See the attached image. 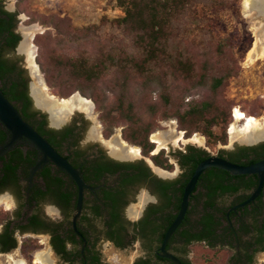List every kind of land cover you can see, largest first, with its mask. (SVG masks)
Returning a JSON list of instances; mask_svg holds the SVG:
<instances>
[{
  "label": "flooded vegetation",
  "instance_id": "flooded-vegetation-1",
  "mask_svg": "<svg viewBox=\"0 0 264 264\" xmlns=\"http://www.w3.org/2000/svg\"><path fill=\"white\" fill-rule=\"evenodd\" d=\"M14 14L0 0V91L78 172L83 187L79 204L76 181L50 161L34 170L40 152L27 139H14L0 122V256L19 251L23 257L22 251L33 254L44 245L53 264H173L160 247L196 166L209 157L240 166L264 160V135L216 152L186 144L172 155L170 170L142 155L117 156L107 144L112 138L96 134L86 112L74 110L56 121L57 114L38 103V81ZM258 183L257 175L217 168L201 173L165 253L194 264L191 248L199 246L221 264H258L264 253V182L244 204ZM13 242L16 247L6 251Z\"/></svg>",
  "mask_w": 264,
  "mask_h": 264
},
{
  "label": "trees",
  "instance_id": "trees-1",
  "mask_svg": "<svg viewBox=\"0 0 264 264\" xmlns=\"http://www.w3.org/2000/svg\"><path fill=\"white\" fill-rule=\"evenodd\" d=\"M114 1L123 16L103 22L100 26L72 30L65 19L56 16L47 18L44 23L53 26L62 36L59 43L67 41L70 36L73 44L83 46H87L88 41L98 39V42L101 39L97 49L87 52L85 48L78 56H46L43 46L38 45L36 60L47 85L56 88L61 97L77 91L92 100L100 113L104 138H109L114 128L121 124L124 126L122 139L139 147L144 157H148L156 148L155 143L148 141L154 127L139 121L135 105L124 96L128 86L135 81L143 99H147L151 89L155 88L158 92L160 105L147 104L145 111L148 116L156 117L160 110L159 118L174 119L178 130L184 132V138L198 133L209 144L225 145L226 130L232 118L231 105L223 99L222 92L228 79L233 76L232 67L224 65L216 72L207 60L197 63L188 49L186 37L196 33L212 36L211 18L198 16L194 8L198 0ZM209 1L212 8L217 10L228 4L224 0ZM19 13L17 11L14 15ZM187 25L191 27L187 28ZM104 29L120 39L103 47L105 36H101L100 32ZM226 50L224 43L217 42L216 56L223 57ZM108 83L113 85L111 92H119L112 110L103 108ZM192 93H196L200 99H188ZM244 113L254 115L250 110ZM214 127H219L218 133L214 132ZM162 153L150 158L157 166L172 169ZM15 247L16 243L13 242L6 251Z\"/></svg>",
  "mask_w": 264,
  "mask_h": 264
},
{
  "label": "rangeland",
  "instance_id": "rangeland-1",
  "mask_svg": "<svg viewBox=\"0 0 264 264\" xmlns=\"http://www.w3.org/2000/svg\"><path fill=\"white\" fill-rule=\"evenodd\" d=\"M5 8L14 12H20L18 17V31L24 34L25 28L36 27L34 36L32 37V44L35 48L34 61L38 66V69L42 75V79L48 89L49 94H53L57 98L69 99L74 96L72 94L67 97H61L57 94L56 88H51L47 85L45 77L42 74L39 65L37 64V55L39 54L38 45H42L46 56H78L82 50L87 48V52L94 51L100 43L94 39L88 41L87 46H83L80 43H72V37H68L67 41L59 43L58 31L51 25L44 23L49 16H56L59 19H65L68 26L74 29H82L90 26H100L103 22L111 21L123 16L122 11L116 6L114 0H1ZM228 4L220 9H213L209 0H198L194 8L197 10L198 16L205 15L211 18V33L212 36L196 33L195 35L188 36L186 45L190 50L192 56L197 63H201L204 60L210 62L212 69L216 72L224 65L232 67L233 76L228 79L226 86L222 92L223 99L231 105V110L237 108L246 112L250 110L253 112V116L258 119H264V57L257 60L254 63H248V53L251 51L255 42V28L259 25V19L253 16H247L244 12V0H224ZM30 20V21H29ZM32 22V23H30ZM190 28V25L186 26ZM100 32L103 37V47H107L106 43L117 42L116 34L110 33L109 30L104 29ZM25 38V37H24ZM25 41V40H24ZM23 41V44H24ZM121 41V40H119ZM217 42L224 43L226 46V52L223 57H218L215 54V46ZM27 54V53H26ZM28 57V55H27ZM26 59H29V57ZM43 61H46L42 59ZM35 81H38L35 78ZM114 82V81H113ZM56 85L60 86L56 83ZM112 84L108 83L105 88L104 94L107 96L106 103L103 105L105 110H112L115 107L116 98L119 96V92H111ZM111 87V88H110ZM69 90V89H68ZM151 93L147 96V99H143L141 96V90L138 87V83L135 81L129 85L124 96L127 97L136 108L138 119L141 123H149L154 127L153 132L149 135L148 141L153 142V136L157 133L172 131L173 136L170 137V143L168 148H164L157 152V144L154 145L153 150L149 153L146 159H149L153 155H157L163 152V157L167 158L168 164L172 165V169H175L173 154L177 152L179 148H183L186 144L194 147H200L209 152H216L224 145L207 143L203 136L198 133L193 134L190 138H184V132L179 131L177 123L174 119L161 120L159 115L160 110L156 117L148 116L145 111L147 104L154 103L159 107L158 92L151 89ZM72 95V96H71ZM79 95L85 99H88ZM188 99L197 100L200 99L196 93H192ZM90 100V99H88ZM92 103L93 101L90 100ZM187 101V100H186ZM157 103V105H156ZM95 110L93 119H90L89 126L91 129L94 127H100V133L103 131V125L99 120V111ZM116 115L115 112L112 113ZM235 123H232V125ZM231 125V126H232ZM124 128L123 125H117L113 133L109 136L112 137L115 134H119L122 139L121 132ZM214 132H219V127L213 128ZM231 130V128H230ZM183 134V140H179ZM198 135L203 138V144L196 143L193 139ZM113 136V137H114ZM112 137V138H113ZM123 140V139H122ZM124 141V140H123ZM126 142V141H125ZM247 141L236 140L232 141L231 133L230 138L227 135V142L225 146H232L236 143L244 144ZM127 143V142H126ZM132 146V145H131ZM139 148L137 146H134ZM140 149V148H139ZM4 210L3 206H0V210ZM29 242H24L23 247L27 248ZM31 245V244H30ZM41 245L39 250L33 254H22L19 256V251H15L8 256H0V264H12L13 259L17 260H34L39 253H46V249ZM192 261L194 264H221L222 260L212 259L203 247L193 246L191 248ZM209 260L211 261L209 263ZM34 264V263H33ZM36 264V263H35ZM44 264H53L52 258L49 257ZM258 264H264V253L258 256Z\"/></svg>",
  "mask_w": 264,
  "mask_h": 264
},
{
  "label": "bare ground",
  "instance_id": "bare-ground-1",
  "mask_svg": "<svg viewBox=\"0 0 264 264\" xmlns=\"http://www.w3.org/2000/svg\"><path fill=\"white\" fill-rule=\"evenodd\" d=\"M244 12L247 16H253L261 20L259 21V25L255 28V42L247 57L248 63L252 64L264 57V0H244ZM35 30L36 27L25 28V38L23 36V41H25L22 46L24 52L27 53L29 57L27 60L31 62L33 76L38 80V83L34 86V93L38 103L45 108L54 111L55 114H57L56 121L64 119L67 114L73 112L74 110H81L86 112L91 118H94L96 113L89 100L77 94H74V96L69 99H59L53 94H49L42 77L37 71V67L35 65L36 62L34 61L35 48L31 40L34 36ZM234 120L235 123L232 125L233 121L230 124L228 131L229 138L231 133L233 142L236 140L256 141V139L258 140L260 136L264 135V119L255 118L252 115L245 114L242 110L235 109ZM95 133L101 136L100 127H95ZM172 133V131H168L157 133L153 136V142L157 144V152L164 148H168L170 143L169 139L173 136ZM181 140H183V134L177 141ZM193 140L196 143L203 144V138H200L198 135H196ZM107 144L112 147V152L114 154L122 158L133 159L141 157L140 149L131 146L129 143L127 144L120 138L119 134H115V136ZM46 257L45 253H39L36 257L35 263L44 264L47 260ZM12 262V264H26L25 261L21 259H13Z\"/></svg>",
  "mask_w": 264,
  "mask_h": 264
},
{
  "label": "water",
  "instance_id": "water-1",
  "mask_svg": "<svg viewBox=\"0 0 264 264\" xmlns=\"http://www.w3.org/2000/svg\"><path fill=\"white\" fill-rule=\"evenodd\" d=\"M36 67L38 73L42 77L37 65ZM74 94L79 95V93H74ZM0 122L11 132L12 137L14 139L23 137L27 139L40 152L42 158L37 162L34 170L39 169L42 165L50 161L55 165H57L62 170L66 171L76 181L79 187L78 203L80 204L82 198L81 193H82L83 183L79 177L78 172L75 169H73L65 159H63L60 155H58L56 151L48 144V142L45 139H43L30 125H28L25 121H23L16 108L9 101H7V99H5L1 91H0ZM208 168L221 169L234 175H257L259 178L258 186L256 190L251 194L250 198L244 204L249 203L259 195L264 182V160L258 161L256 163L247 166H240L217 157H209L204 161L200 162L196 166L192 177L190 178V180L188 181L185 187L184 194L180 204L179 213L176 219L171 224V226L167 229L160 247V251H161L160 255L171 260L173 264H180V262L174 256L165 253V246L168 240L170 239L171 235L173 234V232L175 231V229L178 227L181 220L183 219L188 204L189 194L192 191L197 179L199 178L201 173H203ZM79 210H80V206H78L77 212ZM76 219H77V215L74 216L73 223H75Z\"/></svg>",
  "mask_w": 264,
  "mask_h": 264
},
{
  "label": "built area",
  "instance_id": "built-area-1",
  "mask_svg": "<svg viewBox=\"0 0 264 264\" xmlns=\"http://www.w3.org/2000/svg\"><path fill=\"white\" fill-rule=\"evenodd\" d=\"M235 109H237V108H233V109L231 110V118H232L231 123L234 121V110H235ZM237 110H239V109H237ZM231 123H230V124H231ZM230 124H229V126H230ZM229 126H228V128H227V130H226V133H227L228 136H229V134H228Z\"/></svg>",
  "mask_w": 264,
  "mask_h": 264
}]
</instances>
